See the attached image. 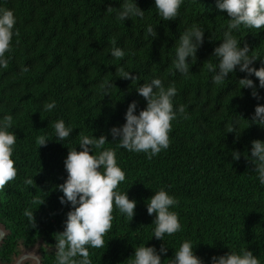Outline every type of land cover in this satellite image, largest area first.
I'll return each instance as SVG.
<instances>
[{
	"label": "trees",
	"instance_id": "1",
	"mask_svg": "<svg viewBox=\"0 0 264 264\" xmlns=\"http://www.w3.org/2000/svg\"><path fill=\"white\" fill-rule=\"evenodd\" d=\"M124 2L0 0V8L13 11V31L19 33L5 54L8 68L0 67V121L13 117L7 131L16 136L12 159L17 169L16 178L0 190V224L6 229L0 264L11 263L21 247L37 242L42 263L56 264L55 233L64 230L71 210L70 204L60 203L64 194L57 186L67 179L64 162L69 150H82L81 134L107 136L104 148L115 151L117 166L125 173L116 191L136 201L132 221L114 208L105 246L88 249L91 264H130L135 248L154 247L159 254L162 244L168 249L162 264H169L185 241L192 243L203 264L242 249L264 264V185L245 159H251L253 140L264 142V125L252 121L255 107L264 105V88L253 75L248 78L260 98L252 97L251 89H241L238 81L247 74L239 66L221 84L213 83L214 73L207 69L208 63L218 64L213 51L227 30V12L217 8L216 0H183L177 18L166 21L154 0H130L144 10L143 19L118 21ZM148 25L156 37L146 36ZM193 25L204 32V43L196 57L188 58L185 76L173 62L180 36ZM232 34L238 46L247 43L249 55L256 56L253 67L264 65V28L241 25ZM113 47L123 50L124 57H113ZM24 67L29 70L22 72ZM119 68L137 79L120 78ZM156 78L165 89L175 85L173 109L183 105L187 118L177 112L169 147L148 159L146 153L119 147L110 129L126 122L133 101L137 115L146 107L136 90ZM52 101L56 107L45 111V103ZM57 120L73 129L64 141L56 138L52 125ZM228 125L234 132H227ZM39 136L46 138V146L36 143ZM233 151L241 153L238 161L232 159ZM29 178L32 185L25 183ZM161 189L178 202L170 211L178 215L181 230L157 240L155 214L148 215L147 203ZM34 199L44 203L33 204ZM26 209L34 212L35 228L24 216Z\"/></svg>",
	"mask_w": 264,
	"mask_h": 264
},
{
	"label": "clouds",
	"instance_id": "2",
	"mask_svg": "<svg viewBox=\"0 0 264 264\" xmlns=\"http://www.w3.org/2000/svg\"><path fill=\"white\" fill-rule=\"evenodd\" d=\"M159 15L163 20H175L183 0H154ZM217 8L226 11L229 17L227 30L223 34V41L213 51V56L218 59V64L208 63L207 69L214 73L212 81L221 84L237 66L239 71L247 75L238 81L241 89H251V95L259 99L257 86L250 76H255L259 81V87L264 88V65L260 68L253 67L257 60L255 55L250 56L251 51L248 44L238 46L237 39L233 36V30L239 29L241 25L247 28H264V0H216ZM107 11L111 13L112 7ZM130 17L143 19L144 10L137 3L125 0L121 5L116 19L124 21ZM16 18L13 11L0 8V67L8 68V59L5 54L12 49L13 36H19L18 31L14 33ZM156 37L157 33L151 25L147 26L146 36ZM17 43L19 41L17 40ZM204 43V32L196 25L185 30L180 36L176 47V59L174 67L181 74L187 76L189 73L188 58L196 57L199 47ZM115 44V41H113ZM111 55L116 59L124 57L125 53L118 47L111 49ZM29 69L24 67L22 72ZM122 79L134 81L137 79L123 68L117 69ZM107 81L101 85L105 88ZM136 92L146 101V107L136 113L137 102L133 101L126 113V122L120 127L110 129L112 140L119 142V147L130 152H143L148 159L158 155L161 150L167 149L170 144L169 133L172 130V121L176 119L177 112L187 118L185 108L180 105L174 111L172 98L177 94L175 85L164 88L161 79H153L150 83H144L137 88ZM56 107L55 101L45 103L44 110L51 111ZM252 121L258 125H264V105H257ZM13 123V117L6 115L0 121V190L17 176L15 161L12 159L16 136L7 131ZM56 138L64 141L69 137L73 129L65 126L63 120L53 123ZM227 132L232 133L234 129L227 126ZM108 141L107 136L98 138L80 135L79 146L82 150L71 149L64 162L67 179L63 184L57 186L63 192L60 197L61 204H70L71 210L67 213L64 222V230L55 233V258L56 264H91L89 259V247L103 248L105 246L104 236L112 228L113 211L118 209L130 221L135 215L136 201L128 198L127 194L116 191L119 184L125 180V173L116 163V154L112 149H105ZM44 136H39L36 143L41 146L47 145ZM251 146V159L261 185H264V142L253 140ZM93 149L97 151L92 154ZM241 153L233 151V160L238 161ZM103 169V171H101ZM25 183L32 185L33 179H26ZM148 215L155 214L154 235L157 240H163L165 234L173 235L181 230L178 215L170 211V208L178 202L174 197L161 189L148 200ZM44 200L34 199L33 204L39 206ZM33 228L36 227L34 212L26 209L24 211ZM193 245L190 241L181 244L174 252L173 259L169 264H203L202 260L193 253ZM167 248L162 244L159 254L154 247L141 245L135 248L134 258L130 264H162L161 256L167 253ZM79 257V259H77ZM212 264H260V261L250 250H241L240 254L228 252L219 257H212Z\"/></svg>",
	"mask_w": 264,
	"mask_h": 264
},
{
	"label": "water",
	"instance_id": "3",
	"mask_svg": "<svg viewBox=\"0 0 264 264\" xmlns=\"http://www.w3.org/2000/svg\"><path fill=\"white\" fill-rule=\"evenodd\" d=\"M6 235V229L3 225L0 224V244ZM39 242L35 243L32 247L29 248H20V253L14 256V259L11 263L8 264H24L30 262L31 264H43L41 261L40 254L37 250Z\"/></svg>",
	"mask_w": 264,
	"mask_h": 264
}]
</instances>
